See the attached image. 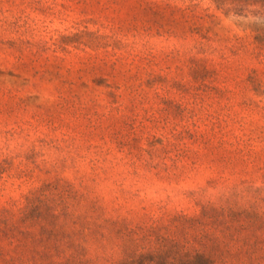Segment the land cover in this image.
<instances>
[{
	"label": "rangeland",
	"instance_id": "obj_1",
	"mask_svg": "<svg viewBox=\"0 0 264 264\" xmlns=\"http://www.w3.org/2000/svg\"><path fill=\"white\" fill-rule=\"evenodd\" d=\"M0 163V206L87 195L89 264L121 259L130 229L246 200L264 185V0H0Z\"/></svg>",
	"mask_w": 264,
	"mask_h": 264
},
{
	"label": "trees",
	"instance_id": "obj_2",
	"mask_svg": "<svg viewBox=\"0 0 264 264\" xmlns=\"http://www.w3.org/2000/svg\"><path fill=\"white\" fill-rule=\"evenodd\" d=\"M4 170L0 163V176ZM71 187L73 192L60 198L37 188L25 195L22 205L0 206V248L10 259L28 264L92 262L89 200ZM241 193H232L225 202L209 201L197 217L178 216L190 222L183 231L174 229L176 225L130 229L124 237L129 248L110 264H264V185L254 187L244 201L238 200Z\"/></svg>",
	"mask_w": 264,
	"mask_h": 264
}]
</instances>
